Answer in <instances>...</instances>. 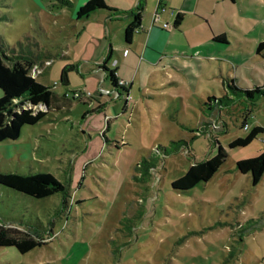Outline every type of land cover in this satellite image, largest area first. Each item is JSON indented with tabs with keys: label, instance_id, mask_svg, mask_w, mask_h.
Wrapping results in <instances>:
<instances>
[{
	"label": "rangeland",
	"instance_id": "obj_1",
	"mask_svg": "<svg viewBox=\"0 0 264 264\" xmlns=\"http://www.w3.org/2000/svg\"><path fill=\"white\" fill-rule=\"evenodd\" d=\"M117 1L105 0L112 8ZM76 4L0 0V34L9 45L18 47L29 37L36 53L51 58L35 75L38 81L55 89L61 68L78 57L82 62L81 69L69 71L66 108L22 125L15 139L0 140L1 171H48L66 185L65 194L32 197L0 184V222L21 217L47 241L22 253L0 246V264H264V172L253 185L235 165L263 149L264 131L246 145L229 146L254 124L264 127V94L250 101L229 93L233 99L226 105L205 101L228 90L229 75L241 86L264 88V57L239 63L220 51L241 47L255 54L264 38V0H239L231 9L227 1L217 5L211 27L226 31L227 42L206 38L208 24L192 14L178 36L166 31L167 62L154 71L142 63L125 110L108 77L83 60L93 50L86 49L88 41L74 44ZM158 5L151 19L157 16L162 25L164 8ZM120 74L131 79L134 70L127 66ZM90 97L100 98L106 109H90L82 101ZM215 138L227 155L214 174L189 189L173 188L171 181L193 161L216 152Z\"/></svg>",
	"mask_w": 264,
	"mask_h": 264
},
{
	"label": "trees",
	"instance_id": "obj_2",
	"mask_svg": "<svg viewBox=\"0 0 264 264\" xmlns=\"http://www.w3.org/2000/svg\"><path fill=\"white\" fill-rule=\"evenodd\" d=\"M70 0H65L69 2ZM76 9L74 11L75 20L82 19L97 10H108L114 15L121 13L116 8L109 7L105 0H76ZM141 2L137 6L132 21L124 29V41L131 42L133 33L138 30L141 24ZM181 21V14L175 15L173 26H177ZM216 39H223V35L215 36ZM18 41V47L10 46L5 38L0 34V140L15 139L21 131L24 124H32L45 116L50 108L52 99L51 87L38 81L31 74V69L35 64L42 65V71L48 64L45 60H51L50 57L43 59V55L36 53L32 48L35 41ZM264 49V40L256 46V51ZM107 70V77L111 83V89L116 90V95H122L127 100V90L125 85L118 83V78L114 69L107 68L104 64L100 65ZM73 65H64L59 73V82L66 86L69 84V71H72ZM42 71L40 73H42ZM228 90L241 98L240 100H255L258 96L264 94L262 86L253 88H242L235 84L230 78L227 81ZM74 90H72L73 92ZM66 95V94H65ZM233 98L224 93L222 96L214 97L208 95L206 102L216 100L223 105L228 104ZM39 105L44 109L38 108ZM210 107V105L208 106ZM242 126L248 128L247 118L251 110L250 107L244 108ZM89 111V110H87ZM264 131V127L254 124L245 136H237L229 141V146L246 145L259 133ZM264 139V138H263ZM216 152L203 160L193 161L189 168L180 176L171 181V186L178 190L191 188L199 181L209 179L218 167L224 161L227 151L218 142ZM236 168L242 173H249L251 183L256 185L264 172V147L252 156L243 157L236 160ZM0 184L18 191L23 195L32 197H44L55 192L66 193V185L48 171H35L20 173L16 171H1ZM64 203L66 197L64 196ZM21 217L10 218L7 222H0V246H12L19 252H26L35 246H39L47 241L40 236V231H32L29 225L23 223ZM39 223V221H37Z\"/></svg>",
	"mask_w": 264,
	"mask_h": 264
},
{
	"label": "crops",
	"instance_id": "obj_3",
	"mask_svg": "<svg viewBox=\"0 0 264 264\" xmlns=\"http://www.w3.org/2000/svg\"><path fill=\"white\" fill-rule=\"evenodd\" d=\"M149 0H118L119 4H114L113 6L117 9V11H122L114 15L111 11L108 10H97L92 12L85 18L78 19L76 22L78 23L77 31L75 35V43H78V40H83L84 42L88 41L87 48L90 49V56L87 62H90V69L91 70H100L103 73V78L107 77V70L101 67L100 65L104 64L107 68L114 69V72L117 78H122L127 81L125 83V88L127 90V94L130 95V88L134 83L136 78V73L138 68L142 66V63L145 62V65L149 66L151 71L158 69V66L161 63H166V49L163 48L167 32L170 31L172 36H178L179 33L183 32L184 29V21L188 17V15L192 14L195 18H204L205 22L209 26V31L206 35V38H212L213 40H218L221 42H227V34L226 31L217 32L214 31L213 27H211V19L214 17L212 11L219 5L221 2L227 1L231 4H228L230 9L232 8L231 5L239 0H150L151 8L149 10L148 6ZM137 2L138 5L141 2V8L143 3L145 2L144 9L140 10L141 12V24L137 31L133 33L132 40L129 43L124 41V29L125 27L132 21L133 15L131 12L137 11V6L133 8L134 3ZM156 2L159 4L158 6L163 7V11L161 12L160 17L164 22L168 24L167 27H163L159 20H152L151 19V10L154 8ZM167 7L170 8V11H167ZM129 9V10H128ZM128 10V11H125ZM181 14V21L177 26H173V21L175 18L176 13ZM123 14V15H122ZM157 14V13H156ZM158 15V14H157ZM122 17V18H121ZM195 21V19H194ZM222 34L223 39H216L215 36ZM113 36L118 38L119 43H113ZM264 40L263 37L258 39L257 44ZM107 42V43H106ZM91 43V46H88ZM107 44V45H106ZM254 50V55L249 53L248 51L244 50L243 48L239 47V51L235 50L232 47H228L227 49H222L220 51L223 52L224 58H229L230 60H238L239 63L244 61V57H255L256 54L264 57V49L258 52L256 51V46ZM99 47V52L96 51V47ZM85 47V46H82ZM90 47V48H89ZM75 56V55H74ZM67 58H71L72 56H66ZM77 58V57H75ZM79 60V57L76 61ZM114 60V66L111 67L108 61ZM71 62L66 64L73 65V72L78 70V67L82 66V62ZM65 64V65H66ZM95 66V68L93 67ZM130 66L134 70V76L127 78L120 74L123 68ZM47 67V66H46ZM46 67L42 71V73L46 70ZM252 71L254 70L253 66H248ZM81 69V67H80ZM60 73V71H59ZM70 74V73H69ZM59 78V77H58ZM57 78V87L51 88L52 90V99L50 101V108L49 111L60 110L66 108L69 104V98L65 95L67 90H64L69 84L64 86L59 82ZM231 79L234 83V77L228 76V79ZM253 78L258 81L256 77ZM241 80H244L243 78ZM91 81V78H89ZM55 83V84H56ZM95 83V82H94ZM223 87H224V79L222 80ZM237 84V83H235ZM247 86H241L242 88H253L254 86H258L259 84L254 85L253 87L249 85V82H245ZM260 86V85H259ZM111 89L107 90L110 91ZM224 93H231L230 90H225ZM233 94V93H232ZM99 95L101 96V91H99ZM99 97V96H98ZM96 97V99H92L91 97L82 101H89V108L90 109H102L103 111L106 109L103 101ZM131 98V96L125 100L124 99V106L123 110L127 107V102ZM108 107V106H107ZM117 114V113H116ZM115 114V115H116ZM106 118L107 125H109L110 118H107V114H104ZM107 129V128H106ZM105 131V129H104Z\"/></svg>",
	"mask_w": 264,
	"mask_h": 264
},
{
	"label": "built area",
	"instance_id": "obj_4",
	"mask_svg": "<svg viewBox=\"0 0 264 264\" xmlns=\"http://www.w3.org/2000/svg\"><path fill=\"white\" fill-rule=\"evenodd\" d=\"M156 19H157V16L154 17V20H156ZM162 26H163V27H167L168 24L165 22V23L162 24ZM49 62H50V60H45V61H44V64H48ZM42 68H43L42 65L35 64V65L32 67V69H31V74H32L33 76H35L36 74H38V73H40V72L42 71ZM118 83L124 85L125 83H127V81L124 80V79H122V78H119V79H118ZM87 93L89 94L90 91H88ZM81 95H82V92H81V91H78V90H74V91H73V96H74V97H81ZM129 97H130V96L127 94V95H126V98L128 99ZM41 107H43V108H41ZM38 108H40V109H44L45 107L42 106V105H39ZM244 127H246V126H244Z\"/></svg>",
	"mask_w": 264,
	"mask_h": 264
}]
</instances>
